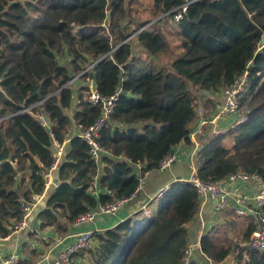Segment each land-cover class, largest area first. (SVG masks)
Masks as SVG:
<instances>
[{"label":"trees","instance_id":"trees-1","mask_svg":"<svg viewBox=\"0 0 264 264\" xmlns=\"http://www.w3.org/2000/svg\"><path fill=\"white\" fill-rule=\"evenodd\" d=\"M187 1V13L175 28L181 52L163 63L167 40L157 24H173ZM148 4L152 18L138 22L135 7L147 5L140 0H0V240L13 234L23 207L43 192L55 142L65 145L61 185L48 196L39 219L42 229L54 227L58 234L68 233L89 211L131 198L145 175L159 170L183 143L198 144L195 165L204 182H218L238 170L264 180V0ZM135 37L139 52L132 44ZM60 53L71 56V68L59 60ZM91 64L75 91L69 82ZM245 74L248 84L238 111L243 121L222 134L204 124L194 143L202 119L215 114L223 91ZM91 81L105 98L118 94L98 139L99 160L80 135L102 115L101 107L88 101ZM203 106L212 110L201 116ZM74 124L78 132L71 137ZM200 208L196 189L178 180L146 224L140 212L94 233L96 245L77 255L88 254L89 264H201L197 258L186 261L185 255L187 226ZM254 230L252 221L246 241ZM214 237L203 235L201 249L220 263L232 249ZM242 264H264V249L250 251Z\"/></svg>","mask_w":264,"mask_h":264},{"label":"built area","instance_id":"built-area-1","mask_svg":"<svg viewBox=\"0 0 264 264\" xmlns=\"http://www.w3.org/2000/svg\"><path fill=\"white\" fill-rule=\"evenodd\" d=\"M189 4L190 1H187V3L178 8L177 13L172 19L173 24L178 25L183 20L184 15L187 13ZM156 21L157 20H154L147 26L143 27L142 30ZM134 36L135 35H133L132 37ZM94 66L95 64L89 65L79 75L75 76L69 82V84L74 85V82L79 79L81 75L90 72ZM247 84L248 79L247 75L245 74L244 76L236 80V82L232 86L227 87L223 91V103L216 116V119H223L232 115H236L239 117L238 111L240 108V97L247 87ZM117 98L118 94L111 98H105L101 96L96 84L94 83V81H91L88 91V101L94 106H100L102 109V115L89 128H87L85 131H82L80 135L91 147V155L96 160L100 159L101 152L103 151L98 139L107 121L111 118V115L114 112L115 101L117 100ZM41 103L42 102H39L37 105H40ZM31 109L32 107L25 109V111H29ZM199 114L201 116L203 115L202 109L199 110ZM3 119L4 118H1L0 121H2ZM41 119L45 124H47L45 117H41ZM243 119L239 117V120L236 124L243 121ZM202 121L204 125L205 118H203ZM222 133L224 132H217V134ZM64 151L65 145H60L59 143L55 142L54 162L50 170L45 173L46 184L43 192L38 196H34L33 203L25 205L23 207V217L14 226L13 233H20L27 229L29 218L32 215L33 211L40 205V203L43 202L45 197L49 195L50 190L54 185L53 172L59 169ZM196 153L197 149H194L193 155L191 157L192 159L190 177L189 179H187V182L191 183L198 193L201 204L200 210L205 208L208 202L213 201L214 210L217 214H223L225 212L233 211L239 218H251L255 225V230L250 237V241L246 244V250H244L243 252V262H245L249 259L250 251H260L264 249V180L258 174H249L243 170H238L236 173L231 174L218 182H204L198 177L197 174V168L195 165ZM176 160L177 159L174 152L169 153L162 160L159 170H168L172 167ZM169 187L160 191L157 197L162 199ZM141 189L142 182L138 187L136 193ZM129 199L117 200L110 205L101 206L96 210L89 211L77 218L74 225L77 227L85 226L93 222L99 214H116ZM145 213L147 216H149V212ZM93 236L94 233L90 230L76 233L73 236V241L67 244L63 248V250L59 252L54 261H52V263L50 264H71L74 257L78 253L91 248L94 240ZM201 238L195 243L190 242V244L188 245L185 251L186 261L194 258L195 254L199 252L204 256L207 264H214V261L208 258L203 253L201 249ZM5 264H19V259L17 256H10ZM230 264H240V261L238 259H235L230 262Z\"/></svg>","mask_w":264,"mask_h":264},{"label":"crops","instance_id":"crops-1","mask_svg":"<svg viewBox=\"0 0 264 264\" xmlns=\"http://www.w3.org/2000/svg\"><path fill=\"white\" fill-rule=\"evenodd\" d=\"M140 2L146 4L144 0H140ZM135 9H140L142 11L147 10L144 6H137ZM90 83L91 82L88 83V86ZM82 84L83 81L77 79L73 85L75 91H77ZM220 107L221 105H218L215 109V114H212L210 117H216ZM201 109L203 110V113H209L212 110V107L203 106ZM72 112L73 111H70L71 117L73 114ZM238 120V116L232 115L223 119L217 118L214 122L207 124L212 125L215 133H226L238 122ZM201 128L199 130L197 128L192 135L194 143L196 141V134L200 132ZM77 132V126L74 124L70 136L72 137L76 135ZM197 147L198 144L193 146H188L184 143L178 145L174 149V154L176 155L177 160L172 167L164 171L155 170L147 173L142 180V189L134 194L116 214H99L93 222L85 226L77 227L72 225L66 234H58L54 227H48L45 229L41 228L42 222L39 219V214L44 208L40 203L30 216L26 230L20 233H13L8 238L0 240L8 243L3 248H0V264H5L10 256H17L19 261L24 264H50L54 261L59 252H61L67 244L73 241V236L78 232L90 230L93 233H102L117 227L124 221L135 217L140 212H149V216L146 215L141 222V224H146L150 219V215L157 214L160 210L162 199L157 197L158 193L178 180L187 181V179H189L191 157L194 149H197ZM55 188L56 186L54 184L50 192ZM219 217L220 214H217L214 210V202H208L205 208L201 209L196 218L187 226L191 237L190 242L195 243L203 235L208 234ZM95 245V241H93L92 246L94 247ZM198 253L199 252L195 254L194 258L199 255ZM200 257V263L207 264L202 254H200ZM89 262L90 256L86 253H81L74 257L71 264H89Z\"/></svg>","mask_w":264,"mask_h":264},{"label":"rangeland","instance_id":"rangeland-1","mask_svg":"<svg viewBox=\"0 0 264 264\" xmlns=\"http://www.w3.org/2000/svg\"><path fill=\"white\" fill-rule=\"evenodd\" d=\"M146 2L147 5L145 8L147 10L142 11L140 9H136L137 11L134 13V17H136V20H138V22H145L152 18V16H150L151 12L148 10L149 0H146ZM157 25L158 26L156 27V29L165 34L167 40V49L163 55L162 62L170 63L171 60L181 52L179 47L181 41L179 39V36L177 35V30H175V28L178 26L175 24H170V22H166L164 24L159 23ZM132 44L134 46V50L136 52H139L141 47L137 37L132 39ZM58 58L62 63L71 68V56L69 54L60 53ZM200 96H202V94H200ZM250 222H252L251 218H239L233 211L220 214L219 219H217L216 223L214 224V226H212L209 233H212L215 236L214 238H216L218 244L231 247L232 253L226 260L220 263H216L213 260L214 264H230V262L235 259H238L240 261V264L243 263V246L248 243V241L245 240L244 234ZM198 254L199 255H197L196 258L200 261V253Z\"/></svg>","mask_w":264,"mask_h":264},{"label":"water","instance_id":"water-1","mask_svg":"<svg viewBox=\"0 0 264 264\" xmlns=\"http://www.w3.org/2000/svg\"><path fill=\"white\" fill-rule=\"evenodd\" d=\"M110 22H111V13L108 12L107 26L110 25ZM130 38H131V37H130ZM130 38H129V39H130ZM262 44L264 45V36H263V39H262ZM36 94H39V92H37ZM215 120H216V117H210V118H207V119H205V124H207V123H212V122H214ZM202 125H203V121L200 122L199 127H198V130L202 127ZM47 129L50 130L49 127H47ZM198 130H197V131H198ZM197 131H196V132H197ZM53 178H54V184H55V186H56V187L60 186V185H61V180H60V178H59V169H57V170H55V171L53 172ZM51 193H52V191L50 192V194H51ZM50 194H49V195H50ZM48 198H49L48 196L45 197V199H44L43 202L41 203V206H42L43 208H46ZM7 244H8V243L5 242V241H0V248H3V247L6 246Z\"/></svg>","mask_w":264,"mask_h":264}]
</instances>
